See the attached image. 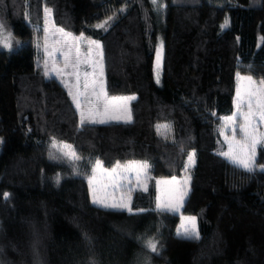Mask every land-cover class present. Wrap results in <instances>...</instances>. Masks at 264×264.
<instances>
[{"label": "trees", "instance_id": "trees-1", "mask_svg": "<svg viewBox=\"0 0 264 264\" xmlns=\"http://www.w3.org/2000/svg\"><path fill=\"white\" fill-rule=\"evenodd\" d=\"M161 1L0 0L17 42L0 47V264H264V147L251 172L220 155L237 72L264 80V0ZM46 10L55 26L99 41L105 90L135 95L129 122L81 125L39 60ZM141 158L151 178L131 192V211L90 200L97 160ZM183 175L181 212L196 216L198 239L180 235L179 213L156 207L155 178Z\"/></svg>", "mask_w": 264, "mask_h": 264}, {"label": "rangeland", "instance_id": "rangeland-1", "mask_svg": "<svg viewBox=\"0 0 264 264\" xmlns=\"http://www.w3.org/2000/svg\"><path fill=\"white\" fill-rule=\"evenodd\" d=\"M160 6L159 9L162 10L163 8V1L158 0ZM47 12L46 20H45V26H46V31L44 33L43 39L37 40L36 45L41 49V58L39 59L40 62H42V67L43 71H45V61H47V72L48 75L51 74L54 77H56L60 82H62L64 85L67 84V91L75 94H82L78 95V99L81 101V108L77 109L75 103V107L77 112L79 113V120H81L80 113L83 111L86 116L89 111V109H92L93 111L95 110L96 107H101L103 106L104 102V97H101L99 101H97L96 96L92 95L93 88L96 89L97 92H99V87H100V82H103L104 90H105V78H104V68H103V76H100V70H101V64H102V58L99 55L101 52V49H97L96 45H90L86 41L92 40V41H97L98 40L94 38H90L84 34H76L72 31H67L62 27L55 26L51 20V15H49V12ZM4 26V23H1ZM57 29H63V32L57 31ZM4 31L6 33H10L7 28L4 26ZM64 33H71L73 37H80L83 36L85 39L81 41H72L70 38H67L64 36ZM12 37V36H11ZM79 47V53L77 54L76 52V47L73 46L71 48V51L68 53V59L70 62L75 63L77 62V55H78V60H79V82H77V77L71 75L73 68L64 67L65 60L64 56L62 55V52L66 51L70 45H77ZM100 44V43H99ZM17 45V42L15 39H11V47H5L2 44H0V47L4 50H12L15 48ZM45 47H47V50L49 53H52V55H48V53L45 52ZM89 48H91V53L89 54ZM163 43L162 39L159 36L157 40V45L156 49L154 52V58H153V77L157 85H160L162 82V59H163ZM158 55H159V62H158ZM103 67V64H102ZM54 69H63L62 72L57 74ZM85 73H88L87 76H85ZM239 74V76H238ZM251 76L250 74L246 73H239L237 72L236 75V87L235 91L233 93V101H232V107L233 110L231 113H229L227 116H232L237 113V90L240 92V97L242 99L246 98V93L250 89L254 88H259L261 87L260 81L262 80L261 78L255 79L252 77V81L255 83H252L246 79H240V77H248ZM85 80L88 82V88L85 89L84 84ZM93 81H95V84H93ZM107 94V99L111 100L113 97H135L134 94H116V95H109L107 91L105 90ZM72 98V96H71ZM73 100V99H72ZM91 101V103H88L86 101ZM132 100L128 101H121L117 102L115 105H110L109 106V111L107 116L103 117L104 119H107L108 121H122L125 122V118L130 115L131 119V111H130V102ZM244 108L242 106L241 111H243ZM222 117V124H221V137L222 140L225 143V149L223 152H227L229 150V142L232 143L233 145V155H240L237 147H236V141L241 139V134L237 132L235 140L232 139V134H231V122L225 123V120ZM100 117H97L99 119ZM87 122V120H85ZM239 122V121H238ZM259 132H264V125H261L259 128ZM258 147H264V145L258 144L256 147V152ZM185 164L186 167L193 166L194 164V158H195V153L192 150H189L187 152ZM194 154V156H193ZM193 156V163L190 165L189 164V157ZM130 161H138V162H146L147 161L143 158L141 159H130V160H124V161H119V163L123 166L127 164ZM230 162V160L228 159ZM148 164V163H147ZM96 162L93 165V169L95 168ZM102 165V163H101ZM116 164L105 167L102 165L100 168H96L95 172L92 173V175L88 178V190H89V195H90V200L93 202V197L99 199H104L108 203H118L121 202L123 199L124 202L131 204V200H129V196L131 197V193L129 194L128 192L125 191L126 187H132L133 189H142L143 187L137 186L135 183L129 185L128 180L125 179V176H131L133 179L136 176L135 171H129L125 172L123 168L117 169V172L120 173L119 176L116 174H109V172H105L104 169H112ZM147 176H149V167L146 170ZM141 181L142 183L144 182V173H141ZM175 178V180H173ZM91 179L92 183L91 185L89 184V180ZM189 177L186 175L183 176H164V177H156L155 178V188H156V207L158 204L157 198L159 197V203L162 206L165 205H172L175 206L177 205L182 192L185 190V188L189 189L190 186H188V183L185 184L184 181L188 180ZM161 180V181H170L168 184L161 183L158 188L156 185V181ZM146 184L148 185V180L146 181ZM123 185L124 187H121ZM186 196L183 199V203L185 200ZM96 204V203H94ZM98 205V204H97ZM158 208V207H157ZM159 209L165 210L163 207H160ZM122 210V209H121ZM128 211L127 209H124ZM180 214V224L178 226V231L183 232L182 225L187 228H191L192 225L191 223L185 219V217H195V215L192 214H182L181 209L179 212H175ZM196 224V230H197V219L195 221ZM198 231V230H197Z\"/></svg>", "mask_w": 264, "mask_h": 264}, {"label": "snow or ice", "instance_id": "snow-or-ice-1", "mask_svg": "<svg viewBox=\"0 0 264 264\" xmlns=\"http://www.w3.org/2000/svg\"><path fill=\"white\" fill-rule=\"evenodd\" d=\"M153 4H157L158 0H152ZM47 11V10H46ZM227 22L225 23L224 27H227ZM98 27H103V25H98ZM57 31L63 32V29H57ZM64 36L67 38H70L72 41H81L84 40L85 38L83 36L80 37H73L71 33H64ZM11 34L6 33L4 31V26L0 24V44H2L5 47H11ZM90 45H96L97 49H101L102 46L99 44L97 41H92L88 40L86 41ZM75 46L76 47V52L77 54L79 53V47L77 45H70L68 49L64 52H62V55L64 56L65 64L64 67H72L73 71L71 75L77 77V82H79V60H78V55H77V62L72 63L68 59V53L71 51V48ZM89 54L91 53V48H89ZM45 52L48 53V55H52V53H49L47 50V47H45ZM99 55L102 58V51L99 53ZM158 62H159V55H158ZM54 71L59 74L60 72L63 71V69H54ZM45 75H48L47 72V61H45ZM88 73H85V76H87ZM100 76H103V67L101 64V70H100ZM239 76V74H238ZM240 79H246L252 83H255L252 81V77H240ZM93 84H95V81H93ZM261 87L259 88H254L250 89L246 93V98L242 99L240 97V92L237 90V113L224 117L223 119L225 120V123L231 122V134H232V139L235 140L237 132L241 134V139L236 141V147L240 153V155H233V145L231 142H229V150L227 152H221L220 155H223L225 158L229 159L233 164L237 165L238 167H241L249 172L253 171L256 167V161H255V154H256V147L258 144L264 145V132H259V128L261 125H264V80L260 81ZM67 87V84H65ZM85 89L88 88V82L85 80L84 84ZM69 95L72 96L73 103H75L77 109L81 108V101L78 99V95L82 94H73L71 90L69 91ZM93 96H96L97 101L100 100L101 97H104V102L102 109L101 107H96L95 110L93 111L92 109H89L87 116L86 114L81 111L80 113V123L83 125L85 123V120L89 123H107L108 120L104 119L103 117L107 116L108 111H109V106L110 105H115L117 102L121 101H128L135 99V97H113L111 100L107 99V94L104 90L103 82H100V87H99V92L96 91L95 88H93L92 92ZM88 103H91V101H86ZM244 108L243 111H241V108ZM97 117H100L97 119ZM130 121V115H128L125 118V122ZM239 121V122H238ZM55 147V145H54ZM60 151L62 152V155L65 157L70 158L72 161L78 160L79 157L77 156L76 152L74 149H72L71 145L64 144L62 145ZM194 156V154H193ZM193 156L189 157V164L191 165L193 163ZM53 158H55L53 156ZM102 167L101 162L99 160L96 161L95 168L93 169V172H95L96 168ZM148 164L146 162H138V161H130L125 165H121L119 162L116 163V165L112 169H104L105 172H109V174H116L117 176L120 175V173L117 172V169L123 168L125 172L129 171H135L136 176L133 179L131 176H125L124 178L128 180V184L131 185L135 183L137 186L143 187L144 191H147V184L146 181L150 179L151 177L147 176L146 170L148 168ZM261 170H264V167L261 168ZM144 173V182L142 183L141 181V173ZM190 179V178H189ZM175 180V178H173ZM92 181L91 179L89 180V184L91 185ZM168 184L170 181H161L157 180L156 185L157 188L161 184ZM185 184L188 183V180L184 181ZM121 187H124L121 185ZM134 189L132 187H126L125 191L128 192L129 194L133 191ZM189 189L185 188V190L182 192L181 197L177 203V205L172 206V205H165L162 206L159 203V197L157 198L158 204L157 207H163L167 211H172V212H179L180 209L183 207V199L187 195ZM9 196L8 193L3 194V198L7 199ZM130 200V196H129ZM93 203L98 204L99 206L105 207V208H114V209H127L128 211H131V208L129 207V204L124 202L123 199L121 202L118 203H108L104 199H97L94 195L93 197ZM186 220H188L192 227L187 228L182 225L183 232L180 233L185 238L188 239H198L199 238V233L196 230V218L195 217H185ZM146 246L152 251V252H157V244L154 242V239H150L147 241Z\"/></svg>", "mask_w": 264, "mask_h": 264}]
</instances>
